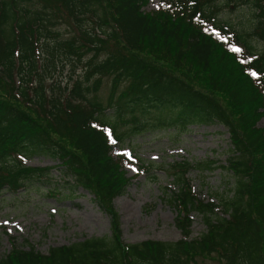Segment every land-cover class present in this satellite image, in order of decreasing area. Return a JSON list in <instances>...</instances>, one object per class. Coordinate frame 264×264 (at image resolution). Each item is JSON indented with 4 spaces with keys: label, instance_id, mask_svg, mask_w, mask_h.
Instances as JSON below:
<instances>
[{
    "label": "trees",
    "instance_id": "trees-1",
    "mask_svg": "<svg viewBox=\"0 0 264 264\" xmlns=\"http://www.w3.org/2000/svg\"><path fill=\"white\" fill-rule=\"evenodd\" d=\"M152 1L0 0V196L41 184L55 192L52 166L25 164L29 156L52 158L69 194L86 188L111 230L44 253L12 242L0 264H191L204 254L223 264H264V127L257 124L264 117V47L248 39L264 40V0H223L252 6L250 32L218 20L216 0H160L145 10ZM57 62H80L81 77L63 89L46 85ZM102 76L111 78L105 104L89 99ZM212 123L228 131L227 164L183 159L170 166V203L183 238L122 240L113 200L129 177L124 156L112 154L115 145L147 131ZM216 167L228 169L233 182L226 195L199 199L188 171ZM191 212L205 230L190 239Z\"/></svg>",
    "mask_w": 264,
    "mask_h": 264
},
{
    "label": "rangeland",
    "instance_id": "rangeland-1",
    "mask_svg": "<svg viewBox=\"0 0 264 264\" xmlns=\"http://www.w3.org/2000/svg\"><path fill=\"white\" fill-rule=\"evenodd\" d=\"M159 2L153 0L144 9L153 10ZM224 3L223 0H216L218 20L239 32L252 31L256 21L252 6ZM59 28L61 36L67 37L65 25H59ZM248 39L258 51L264 47V40L258 36L251 35ZM38 59L41 64L47 61L43 54ZM57 65L55 75L46 79V85L59 82L63 89L66 85L69 87L74 78L81 77L83 68L80 62L73 67L69 63L63 68L58 62ZM110 84L111 78L102 76L96 90L89 94V99L105 104L111 90ZM123 86L121 84L120 88ZM257 124L264 127V117ZM119 128L123 129L125 125ZM230 146L226 127L218 123L191 125L180 133L170 130L147 131L116 144L112 154L115 157L124 156L125 175L129 177L124 191L113 200V206L119 213L122 240L136 243L145 239L174 241L183 238L175 225L177 211L170 203L172 193L176 191V186L171 183V164L187 159L191 162L216 160L217 165H225ZM25 164L34 167L52 166L50 177L57 183L53 190L56 193H49L41 184V188L28 186V189L15 194L8 190L1 194L0 258L11 249L12 242L24 248L32 245L44 253L55 245L70 244L85 237H109V215L98 207L86 188L75 187L69 194L57 160L42 155L29 156ZM139 166L142 169L137 174ZM188 172L193 190L204 201L214 200L217 195H226L233 182L231 172L222 167L204 171L193 168ZM189 215L192 224L188 237L191 239L202 233L205 226L196 212ZM204 255H197L196 261L191 264H223L217 254Z\"/></svg>",
    "mask_w": 264,
    "mask_h": 264
},
{
    "label": "snow or ice",
    "instance_id": "snow-or-ice-1",
    "mask_svg": "<svg viewBox=\"0 0 264 264\" xmlns=\"http://www.w3.org/2000/svg\"><path fill=\"white\" fill-rule=\"evenodd\" d=\"M234 51H239V49H233ZM255 75V74H254Z\"/></svg>",
    "mask_w": 264,
    "mask_h": 264
}]
</instances>
